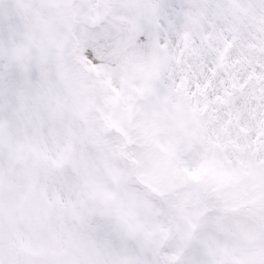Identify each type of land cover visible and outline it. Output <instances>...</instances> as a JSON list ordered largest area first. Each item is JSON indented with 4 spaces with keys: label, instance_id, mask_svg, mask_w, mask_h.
Returning a JSON list of instances; mask_svg holds the SVG:
<instances>
[{
    "label": "snow or ice",
    "instance_id": "1",
    "mask_svg": "<svg viewBox=\"0 0 264 264\" xmlns=\"http://www.w3.org/2000/svg\"><path fill=\"white\" fill-rule=\"evenodd\" d=\"M0 264H264V0H0Z\"/></svg>",
    "mask_w": 264,
    "mask_h": 264
}]
</instances>
